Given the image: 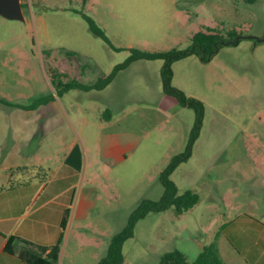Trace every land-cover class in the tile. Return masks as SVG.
<instances>
[{"label":"rangeland","instance_id":"1","mask_svg":"<svg viewBox=\"0 0 264 264\" xmlns=\"http://www.w3.org/2000/svg\"><path fill=\"white\" fill-rule=\"evenodd\" d=\"M22 4L23 20L0 15V117L17 114L31 120L32 126L22 128L24 150L47 158V164L50 120L54 134L65 142L79 141L83 166L77 192L83 187L94 204L87 219L73 223L68 252L82 248L84 264L102 251L108 236L126 224L141 200L161 197L160 173L185 150L196 112L166 92L164 59L137 60L120 71L118 80L106 87L121 94L123 109L115 112L103 105L97 90L58 94L49 68L91 82L124 62L132 48L190 51L192 36L206 27L238 32L206 57L192 53L171 63V86L204 103L191 156L171 174L180 193L193 190L200 201L180 215L173 208L148 214L123 246L125 264H157L174 248L184 249L190 263L195 261L199 245L212 241L219 214L241 211L244 199L254 206V197L240 198L241 193L264 188L259 177L248 184L238 173L264 167L260 157L264 0H89L85 5L82 0H22ZM78 10L104 28L115 49L89 30ZM66 51L77 56L69 57ZM114 134L136 142L120 162L104 158L98 150L99 141ZM28 155L24 161L30 164ZM35 172L43 176L40 168ZM107 212L112 214H103ZM67 259L68 254L64 264Z\"/></svg>","mask_w":264,"mask_h":264},{"label":"crops","instance_id":"2","mask_svg":"<svg viewBox=\"0 0 264 264\" xmlns=\"http://www.w3.org/2000/svg\"><path fill=\"white\" fill-rule=\"evenodd\" d=\"M119 76L120 72L113 82ZM120 96L111 87L97 92L103 105L114 112L123 109ZM32 125L31 120L17 114L0 117V264H28L20 256L28 246L18 240L13 251L8 252V240L17 236L34 245L54 244L62 232L61 224L65 217L66 229L69 222L72 224L57 264H64L67 254V264H84L80 257L82 248L71 247L68 252L73 223L87 219L94 204L83 187L77 192L80 171L65 163V157L79 141L72 139L65 142L60 134H54L53 120H50V164H47V158L41 159L36 152L28 155V151L24 150L27 141L23 140L22 128ZM135 147L134 139L120 134L105 137L98 144L99 154L112 162L125 160ZM27 155L30 156V164L24 161ZM260 157L264 158V154ZM18 167H25L26 170H16ZM36 167L41 169L42 177L36 174ZM238 173L248 184L259 177L264 185V167L255 166ZM245 196L254 197V206L244 199L242 207H246L241 211H229V214L222 211L218 216L220 224L212 235V241H217L225 264H264V188H249L241 193L240 198ZM103 214L109 216L112 212ZM115 234L108 236L102 251L93 256L89 264H97L106 255L109 241ZM207 244L199 245L198 256ZM31 247L37 250L35 246ZM126 260L124 256L122 264Z\"/></svg>","mask_w":264,"mask_h":264},{"label":"trees","instance_id":"3","mask_svg":"<svg viewBox=\"0 0 264 264\" xmlns=\"http://www.w3.org/2000/svg\"><path fill=\"white\" fill-rule=\"evenodd\" d=\"M89 0H82L85 5ZM246 3H254L256 0H243ZM23 6V4H22ZM86 20L89 30L96 36L100 37L109 47L114 48L104 28H102L93 17L78 10ZM238 35L236 30H231L223 33L215 28L206 27L196 32L192 38L193 49L190 51H178L171 49L168 51H148L138 48H132L128 58L112 69L108 74L100 76L95 81L83 82L75 76H70L67 72L61 71L57 67H50V79L53 87L58 94H63L71 89H80L84 91L90 90H103L112 83L116 75L129 67L134 61L137 60H155L164 59L167 61L166 68L162 72V77L165 82V90L168 94L174 95L180 104L183 106L191 107L196 112V123L191 131L190 138L185 150L181 153L174 155L169 164L161 171L160 181L163 185V193L159 199L145 198L141 200L138 206L130 213L126 224L113 235L109 241L106 255L97 264H122L124 261L123 246L124 243L132 238L135 234L137 223L144 219L150 213L163 212L169 208H173L177 215L187 212L194 208L200 201V196L193 190H185L179 192V188L175 181L171 179L173 171L184 161H186L192 153L194 141L199 134L203 116H204V103L192 96H187L182 90L172 87L170 84L171 79V63L183 56L189 54L204 55L205 57L217 50L223 41L232 40ZM69 57L77 56L73 51H66ZM0 102L2 98L0 97ZM65 163L77 171H81L83 166V150L81 145L76 144L72 150L65 157ZM16 170L25 171V167H18ZM67 225V218L62 221V232L56 243L51 245H34L20 237L13 236L8 240L6 251L12 252L14 244L21 240L28 247L21 251L20 256L28 264H57L61 247L64 241L65 229ZM31 246H35L37 250H33ZM45 254V257L43 256ZM157 264H190L186 254L176 248L171 251L163 253ZM192 264H225L219 250L217 241L205 245Z\"/></svg>","mask_w":264,"mask_h":264},{"label":"water","instance_id":"4","mask_svg":"<svg viewBox=\"0 0 264 264\" xmlns=\"http://www.w3.org/2000/svg\"><path fill=\"white\" fill-rule=\"evenodd\" d=\"M0 15L9 19H24L22 0H0Z\"/></svg>","mask_w":264,"mask_h":264}]
</instances>
